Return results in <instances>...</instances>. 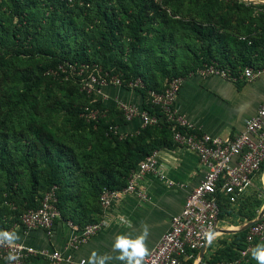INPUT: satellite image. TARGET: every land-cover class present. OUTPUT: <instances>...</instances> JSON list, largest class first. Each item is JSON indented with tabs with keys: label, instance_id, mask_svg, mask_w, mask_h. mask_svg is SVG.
Here are the masks:
<instances>
[{
	"label": "trees",
	"instance_id": "obj_1",
	"mask_svg": "<svg viewBox=\"0 0 264 264\" xmlns=\"http://www.w3.org/2000/svg\"><path fill=\"white\" fill-rule=\"evenodd\" d=\"M68 1L71 0H52L53 3L48 2L45 5V10L47 9L49 12L50 7L53 10L50 11L49 15H46L45 11L42 12L43 9H38L39 11L33 9V7L35 8L40 4L38 0H0L2 2L1 5H5L6 3L10 7L9 11H11L10 14H12V17L7 16L6 18L10 17L12 19L13 16H16L20 21V26L11 28V25H7L3 21L6 18L3 19L0 17V67H8L5 61V55L12 52L22 55H31L33 52H37L38 54L51 53V45L55 40L64 43L65 39L62 36L58 37V35L53 39L50 32L44 33V29L49 25H57L59 21L68 22L74 26V24L76 25V23H79L80 20L82 22L84 19L81 11H88L93 7L94 3L100 2V0H74V6L77 10H75L76 12H71L73 10L69 8ZM208 1L212 3L214 0ZM128 2L129 5L127 6L123 4V1L120 2L119 9L113 7L111 12H107L106 6L103 7L105 10L103 17L109 15V19L105 22L103 17L99 20L97 18L90 28L92 32L95 31V34L86 32L85 41L78 44L76 49L69 50L64 47L59 52H54L49 56L48 60L43 63L44 72H47L49 69L57 70L61 65L66 68L68 64L76 65L77 68L81 65H92L94 62L88 52L91 48H96L103 53L105 57L104 62L106 61L105 63L102 62V75H105L108 80L114 76L119 77L123 83V87L127 89H131L129 88L130 83H135L137 80H140L144 85L134 89L142 97V107L149 113L158 115L160 113L159 107L152 103L148 93L151 90L162 92L168 81L173 78L182 76L185 79L188 77L189 72L195 74L198 69L215 62L223 67H229L235 72L245 66H252L255 69L264 67V14H259L258 17L256 15L251 16L248 21L244 20L245 16H243L238 20L236 25L233 24L232 20L222 17L219 28L211 23L207 27H203L202 24L198 25L191 21H178L172 18L178 13L177 9L174 8L172 10L174 15H169L155 0H128ZM235 7L242 10L243 13H246L252 6L242 2H236ZM178 9L181 11L180 7ZM3 14L5 15V12ZM156 23L159 24L157 26L158 28L155 26ZM177 23L187 26L191 25L188 30L192 31L194 37L197 39V43L201 44L198 48H194L190 43L185 44L183 47L178 46V39L175 37L176 34L174 35L173 33L178 31L181 35L185 36L189 31L187 29H180ZM237 25H239V31L233 32V27L235 28ZM165 30H168L170 35L172 33L173 36L168 39L166 44L163 42L162 48L165 51L163 56L167 55L166 47L173 46V48L178 49L179 47L180 49L177 52H173L175 54H170V59L165 61L166 65L170 64L169 67L168 65L161 67L162 77H164V81L166 82V85L163 87L159 86L158 83L153 84L152 78H147L138 65L130 67L129 62L134 63L135 56L142 49H145L144 47L147 43L154 41V37H152L154 31H158L157 34H160V32ZM81 32L82 34L85 33L84 30H81ZM43 36L47 39L44 41V45L41 46L38 44V41ZM131 39L135 41L131 45L132 49H130L132 55L130 58H125L126 52L124 49L128 45L127 41ZM186 49H191V52H186ZM196 50L199 51V54L195 58L192 57L193 60L191 62L187 60V56ZM154 53L150 56V50L147 52V55L151 59L147 60L148 65L149 63L156 64L164 61L163 56H156ZM60 75L65 76L64 73ZM22 77L28 89L18 90L14 87L12 98L8 101V104L12 106L10 108L12 110H17V105L20 104L25 106V101L26 103L28 102L29 95L31 94V86H29L31 77L27 76L26 71L22 74ZM30 106L32 109L25 112L24 119L18 122L17 125L15 123L16 113L9 112L5 115L4 120H0V171L3 172V177L6 178V186L12 191L7 192L3 188L0 189L1 225H20L21 216L28 210L39 208L44 195L55 187L58 199L57 208L61 214V219L59 220L64 222L71 221L79 228H82L90 224L89 222L93 220L87 222L86 219L89 215L87 216L86 214V216H83L80 209L74 212L75 215L77 213L80 214V218L68 216L66 212V208H68V197L66 198V196L69 192L70 184L67 169L74 168L77 170L79 168L82 169V166H84L83 179L90 178V182L88 183H93L90 184L93 188L92 194L99 202L104 188L110 190L124 188L128 183L132 171L144 159L163 148H171L176 145L173 140L171 126L167 123L144 128L139 127V133L128 134L126 138L121 140L120 134L110 132L109 128L110 126L123 127L128 125L129 122L124 117V113L116 108L112 110L103 108L101 111H103L104 115L96 121H91L90 124L100 128V136L102 138L101 146L103 148L110 145L115 146L112 153L110 155L108 154L104 160L102 154L97 158H93L90 153L87 154L84 151L75 152L71 150L69 146L61 141L48 123L41 122L38 118L39 112L35 106L32 104ZM70 114L76 116V120L74 119L73 122H75L77 128H81L85 120L78 118L77 121V111H73ZM108 117H110V120ZM24 135H28L29 138H21ZM24 139L29 141V147L27 152L23 154L20 142ZM70 155H76L78 158L77 161L71 160L69 158ZM101 159L103 162L99 165V170L92 172L93 164L96 165L95 162ZM43 163L54 167L55 173L48 180L40 198L37 201L33 200L34 196L31 198L32 200L27 199V204L22 211L18 207L8 206V203L13 204V206L17 204V190L22 189L23 185L21 184L19 187H15V185L18 183L20 175L23 174V169L31 170L33 184L37 185L40 174L45 171L44 168L40 169L39 166ZM263 168L264 165L261 170ZM3 194L6 195L5 198H2ZM70 199L69 206H72L76 202L74 200L75 196H71ZM223 200H225L226 205ZM219 205L221 218L223 216V210H231L229 207L232 204L228 198L221 195ZM261 206V202H257L253 211L248 213L247 219L249 221L257 218V209ZM99 209L101 211L100 203ZM98 220L96 219L95 221L97 222ZM5 228V230L8 229L7 226ZM247 232L248 229L234 234L236 250L229 251L224 258L214 257L208 263L236 259L239 256V252L247 248ZM262 243L255 242L254 248ZM197 255L198 252H195L192 259H188L182 264H194ZM248 258V262L244 264H258L257 260L253 258L252 252ZM0 264L5 263L0 259Z\"/></svg>",
	"mask_w": 264,
	"mask_h": 264
},
{
	"label": "built area",
	"instance_id": "obj_2",
	"mask_svg": "<svg viewBox=\"0 0 264 264\" xmlns=\"http://www.w3.org/2000/svg\"><path fill=\"white\" fill-rule=\"evenodd\" d=\"M74 67L76 66L72 64H68L67 68L61 65L57 70L53 69V72L58 75L66 74L71 69V72L79 73ZM81 67L80 72L84 78L89 73L84 86V90L89 94L100 86L112 84L123 87L119 77L114 76L108 80L105 75H102V69H98V66H95L93 71H89L88 66ZM192 75H199L203 78L217 76L231 81L240 77L252 81L264 76V67L255 69L252 66H245L235 72L231 68L223 67L215 62L205 65ZM183 82V78H173L162 92L149 91L152 103L159 107L158 115L149 113L143 107L139 108L134 104H129L124 108L126 120L129 123L139 120L142 128L169 124L176 146L196 153L201 165L207 170L200 183L187 196L181 212L171 218L169 229L146 257L145 264H182L185 259H192L195 252H199L209 243L205 238V232L211 229L215 233L217 230L220 220V196H225L232 205H236L239 199L253 187V179L264 165V101L256 114L245 121L244 130L234 138L222 139L206 133L198 134L195 132V125L175 109V100ZM129 85L133 88L143 86L140 80ZM102 115H104L103 111L97 110L93 113L91 110L87 116L90 120L96 121ZM121 129L122 127L110 126L109 131L122 136ZM157 155V152H154L144 159L132 171L124 188L119 190L103 189L99 198L103 215L110 211L122 197L129 194L143 196V191L139 187L146 176H154L173 186V181L166 176ZM57 201L56 188L53 187L44 195L39 208L28 210L21 216L20 225L27 232L43 229L52 235L55 221L61 219ZM260 213L248 228L247 248L240 251L236 259L201 264H244L248 262L255 242H264V215L260 216ZM66 223L73 231L68 242V251L66 254L59 250L48 253L52 264H59L63 261L74 262L75 257L70 251H78L92 237L108 226V222L103 218L82 228L71 221ZM10 253L19 257L14 264H28L29 257L36 254V250L19 243L12 246L6 244L0 246V259L5 264H9L6 257ZM85 262L86 260H80L78 264H85Z\"/></svg>",
	"mask_w": 264,
	"mask_h": 264
},
{
	"label": "rangeland",
	"instance_id": "obj_3",
	"mask_svg": "<svg viewBox=\"0 0 264 264\" xmlns=\"http://www.w3.org/2000/svg\"><path fill=\"white\" fill-rule=\"evenodd\" d=\"M38 1L40 2V4L35 8L33 7V9L35 11H39L38 9H43L42 12L45 11V14L49 15L50 11L53 9L52 7H50V10L48 12L47 9L45 10V5L48 2H52V0ZM122 1L124 5H129L128 0H100V2L94 3L93 7L90 8V10H85L84 12L81 11L82 17H84V19L82 22L80 20L79 23H76V25L74 24V26H72V24H69L68 22L60 21L57 25L47 26L44 29L45 34L50 32L53 39L56 35H58V37L62 36L65 39L64 43L55 40V42L51 45V53L46 52V54H38L37 52H33L31 55H22L16 52H12L8 55H5V61L7 62L8 67H0V120H4L5 115L9 112L16 113L17 116L15 119V123L17 125L18 122L24 119L23 117L25 112L32 109V107L30 106V104H32L38 110V118L41 120V122L48 123V125L54 129L56 135L61 139V141L65 145L69 146L71 150H74L75 152L84 151L87 154L90 153L93 158H97L100 154H102L103 160L108 154L110 155L115 145L106 146L105 148L101 146V130L100 128H97L96 125L93 126L92 124H90L92 120H90L87 115L91 110L94 113L97 110L101 111V109L103 108L110 110H112V108H116L118 110H121L124 113L125 117L124 108L129 104H133L131 102L133 99V97L131 98V96L134 95L132 91H137L133 87H130V85L129 88L131 89H127L126 87H120L111 84L105 85L103 87L100 86L99 88H96L95 91L93 90V93L89 94L86 90H84V86L86 85L85 83L88 78L87 75H89V73L86 74V78L82 76V73L80 72L82 65L79 66V68L74 67L79 73L76 74L75 72H71L70 69L69 72H66L65 76H62L53 72V69H49L47 72H44L43 63L44 61H47L49 56H51L54 52H59L61 48L65 47L69 50L76 49L78 44H81L85 41L86 32L95 34V31L92 32L90 28L92 27L93 22L97 20V18L99 20L103 17L105 12L103 7L106 6L107 12H111L113 7L119 9L120 2ZM155 1L160 7H162V9H165L169 15H174L172 10L176 8L178 13L172 18L177 19L178 21H191L192 23H197L198 25L202 24L203 27H207V25L211 23L219 28V26L221 25L222 17H226L232 20L233 24L236 25L238 23V20H240V18L243 16H245L244 20L248 21L251 16L256 15V17H258L259 14H264V5H254L247 0H214L212 3L208 0ZM68 2L69 8L73 10L71 12L77 10L74 6V0ZM236 2H242L246 5H251L253 8L251 7L249 11L243 13L242 10H239L235 7ZM1 3L2 2H0V13L2 14H0V17L3 19L7 16L12 17V14H10L11 11H9L10 7H8V4L5 3V5H1ZM81 5H83V3H81ZM179 7L181 8V11H179ZM4 12L5 15L3 14ZM103 19L106 22L109 19V15L106 17L104 16ZM3 21L5 22V24L11 25V28L14 26H20V21L16 16H13L12 19L10 17L6 18ZM88 24L91 25L89 26ZM177 24L180 29L188 30L191 26L183 25L181 23ZM158 25L159 24L156 23L155 26L157 27ZM81 30H84L85 33L82 34ZM188 31L189 33L185 36L181 35L178 31L173 33L174 35L176 34L175 37L176 39H178V46L183 47L185 44L190 43L194 48H198V46H200L201 44L197 43V39L196 37H194L192 31ZM234 31H239V25H237V27L235 28L233 27V32ZM157 33L158 31H154L152 35V37H154V41L147 43V45L144 47L145 49H142L140 53L135 56L134 63L130 61L129 64L130 67L138 65L140 69L143 70L147 78H152L153 84L158 83L159 86L164 87L166 85V82L164 81V77H162L161 67H166L167 65L169 67L170 64L166 65L165 61L170 59V54H175L173 52H177L180 48H173V46L166 47L167 55L163 56L165 54V51L162 48V44H166L168 42V39H170L173 34L171 33L170 35V32L168 30L162 31L160 32V34ZM46 39L47 38L45 36L41 37L39 41L37 40L38 44L43 46ZM127 42L128 45H126L124 49L126 52L125 58H130V56L132 55V51L130 50L132 49L131 45L134 44L135 41L131 39ZM149 50L151 52L150 56H152L153 52H155L154 54L156 56H163L164 61L156 64L149 63L148 65L147 60H149L150 57L147 55V52ZM185 51L191 52V49H186ZM88 54L94 62L92 65L87 64L89 67V71H93L95 66H98V69H102V64L106 62H104L105 57L103 53L98 51L96 48H91ZM197 54H199V51H192V53L187 56V60H190L191 62L193 58L197 56ZM25 71L27 76L31 77V81L29 82V86H31V94L29 95L28 102L26 103L25 101V106L20 104L17 105V110H12L10 109L12 106L8 104V101L10 100V98H12L14 87L18 90L28 89V86L26 85L22 77V74H24ZM44 73L47 76H45ZM191 75L192 72H189L188 77H190ZM180 78L183 77L180 76ZM142 85L144 84L142 83ZM73 111L78 112L77 121L78 118H83L85 120L81 128H77L75 122H73L74 119L76 120V116L70 114ZM108 118L110 120V117ZM136 133H139V130ZM132 134H134V132ZM127 136L128 134H126L125 131L122 132V136L120 135L121 140L126 138ZM21 138L29 137L28 135H24ZM20 144L21 149L23 150L22 153L24 154L28 150L29 141L27 139H24L22 140V142H20ZM69 158L75 161H77L78 159L76 155H70ZM102 162V159L98 162H95L96 165L93 164L91 169L92 172H96L97 170H99V165H101ZM39 166L40 169L44 168L45 171L40 174L39 183L37 185L33 184L31 170L26 168L23 169V174L20 175L18 183H16L15 185V187H19V185L21 184L23 185L22 189L17 190V204L13 206V204L8 203V206L18 207L22 211L27 204V199H31L34 196L33 200L37 201L40 198L41 194L45 190L44 188L46 187L48 180L53 177L55 171L54 167L47 165L46 163H43L42 165L40 164ZM83 168L84 166H82V169L79 168L77 170L74 168L67 169V176L69 177L70 186L69 192L66 196V198L68 197V208H66V212L68 213V216H76V218H80V214L77 213L75 215L74 213L76 210L80 209L83 216H86V214L87 216L89 215L86 219L87 222L91 220L95 221L96 219L98 220L100 218L103 212L100 211L99 202L92 194L93 188L90 184L93 183H88L90 182V178L88 177L86 180L83 179ZM5 182L6 178L3 177V172L0 171V189L3 188L7 192H12L11 189L6 186ZM73 195L75 196L74 200H76V202L72 206H69V203L71 202L70 198ZM5 197L6 195L3 194L2 198ZM6 226L8 227L7 230L9 231H11L15 227L12 224H0V231H4L6 229Z\"/></svg>",
	"mask_w": 264,
	"mask_h": 264
},
{
	"label": "crops",
	"instance_id": "obj_4",
	"mask_svg": "<svg viewBox=\"0 0 264 264\" xmlns=\"http://www.w3.org/2000/svg\"><path fill=\"white\" fill-rule=\"evenodd\" d=\"M247 1L254 5H264V0ZM132 92L134 95L131 96V102L141 108V95ZM263 101L264 76L252 81L240 77L231 81L217 76L203 78L191 75L184 79L175 100V109L195 125V132L198 134L206 133L228 139L234 138L244 130L245 121L256 114ZM139 127V120H135L123 126L121 130L135 133ZM157 154L166 176L173 181V186L154 176H146L139 187L143 196L129 194L117 201L110 211L100 216L99 220L105 219L108 226L78 251H70L75 257L74 262L63 261L59 264L87 261L94 250L100 254L111 253L116 235L127 233L136 236L145 223L150 226V236L147 240L149 253L154 250L169 229L171 218L181 212L187 196L207 171L192 150L175 145L163 148L157 151ZM223 202L225 203V200ZM238 202L229 207L231 210H223L214 238L207 244L201 263H207L214 257L224 258L229 251L236 250L234 234L247 230V226L255 220L249 221L247 215L253 211L257 202L262 204L257 209L258 214L264 207V168L254 177L253 187ZM12 230L17 231L20 236L15 243L36 250V254L29 257L28 264H52L47 254L54 250L66 254L68 242L73 235L67 223L60 220L55 221L52 235L43 229L27 232L21 225ZM199 253L200 251L194 264L198 263ZM186 260L188 259L184 262ZM109 264L120 262L113 260Z\"/></svg>",
	"mask_w": 264,
	"mask_h": 264
},
{
	"label": "clouds",
	"instance_id": "obj_5",
	"mask_svg": "<svg viewBox=\"0 0 264 264\" xmlns=\"http://www.w3.org/2000/svg\"><path fill=\"white\" fill-rule=\"evenodd\" d=\"M204 235L209 243H211L215 234L209 229ZM149 236L150 226L147 223L142 225L141 231L136 236L120 233L116 235L112 243L111 253L100 254L98 251L94 250L85 264H109V262L113 260L119 261L120 264H145V259L149 255V248L147 245ZM19 239L20 236L15 230L0 231V246L5 244L12 246ZM252 256L257 260L258 264H264V243L258 244L252 250ZM6 259L9 264H14L19 257L10 253Z\"/></svg>",
	"mask_w": 264,
	"mask_h": 264
},
{
	"label": "water",
	"instance_id": "obj_6",
	"mask_svg": "<svg viewBox=\"0 0 264 264\" xmlns=\"http://www.w3.org/2000/svg\"><path fill=\"white\" fill-rule=\"evenodd\" d=\"M264 215V207L262 208V210H261V213H260V216H263ZM255 222V220L253 221V222H251L248 226H247V228L246 229H248L253 223ZM205 249H206V247H204V248H202L201 250H200V257H199V260H198V263L197 264H201V262L203 261V257H204V252H205Z\"/></svg>",
	"mask_w": 264,
	"mask_h": 264
}]
</instances>
